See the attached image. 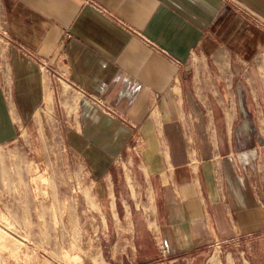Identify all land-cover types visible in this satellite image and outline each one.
Masks as SVG:
<instances>
[{"label": "crops", "instance_id": "1", "mask_svg": "<svg viewBox=\"0 0 264 264\" xmlns=\"http://www.w3.org/2000/svg\"><path fill=\"white\" fill-rule=\"evenodd\" d=\"M50 103L168 257L264 236V0H0V146Z\"/></svg>", "mask_w": 264, "mask_h": 264}, {"label": "rangeland", "instance_id": "2", "mask_svg": "<svg viewBox=\"0 0 264 264\" xmlns=\"http://www.w3.org/2000/svg\"><path fill=\"white\" fill-rule=\"evenodd\" d=\"M45 117L0 146V264H264V236L168 257L124 175L108 198L102 178L66 144L60 106L50 103Z\"/></svg>", "mask_w": 264, "mask_h": 264}, {"label": "built area", "instance_id": "3", "mask_svg": "<svg viewBox=\"0 0 264 264\" xmlns=\"http://www.w3.org/2000/svg\"><path fill=\"white\" fill-rule=\"evenodd\" d=\"M161 248L163 249V251L166 253V249L164 245H161Z\"/></svg>", "mask_w": 264, "mask_h": 264}]
</instances>
